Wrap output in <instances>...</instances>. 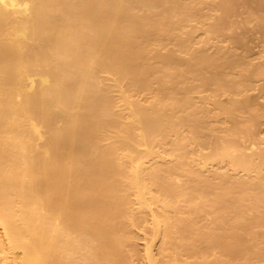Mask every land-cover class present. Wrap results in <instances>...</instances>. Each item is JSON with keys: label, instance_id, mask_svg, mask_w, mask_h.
Here are the masks:
<instances>
[{"label": "bare ground", "instance_id": "bare-ground-1", "mask_svg": "<svg viewBox=\"0 0 264 264\" xmlns=\"http://www.w3.org/2000/svg\"><path fill=\"white\" fill-rule=\"evenodd\" d=\"M202 2L0 0V264H131L127 218L140 220L132 195L142 207L155 201L162 208L153 214L166 264L264 261V209L258 221L246 222L252 215L244 207L246 201L264 207V176L219 173L216 185L165 176L187 169L189 139L208 142L207 111L191 94L210 88L240 94L252 76L264 74L259 65L239 75L238 63L249 62L181 37L187 21L208 17L206 8L221 11L212 31L230 24L237 0ZM169 38L177 48L155 51ZM151 89L152 100L135 97ZM215 104L236 124L229 137L212 141L209 157L231 158L247 171L263 165L264 156L256 162L233 152L237 135L252 134L237 125L235 112L249 101ZM111 132L117 140L106 143ZM159 144H170L174 162L153 167L146 178L145 159ZM152 185L157 194L144 195ZM181 196L194 207L180 206ZM192 211L212 225L197 229ZM185 251L198 258L184 260Z\"/></svg>", "mask_w": 264, "mask_h": 264}, {"label": "rangeland", "instance_id": "rangeland-1", "mask_svg": "<svg viewBox=\"0 0 264 264\" xmlns=\"http://www.w3.org/2000/svg\"><path fill=\"white\" fill-rule=\"evenodd\" d=\"M194 3L208 2L211 4L219 3L221 0H190ZM264 0H237L236 8L233 13L229 15L230 24L222 32H214L210 29V23L216 16L221 14L220 10L205 9L208 17L193 18L181 27L182 38H192L195 47L205 48L211 54H217L222 49L233 52V60H246L249 64L238 63L235 70L239 75L250 74V70L254 66H264V24L260 23L259 19L264 18V6L258 7L259 3ZM202 2V3H203ZM164 44H154L155 51L160 53H167L168 51L177 48V40L169 38ZM239 44V45H238ZM183 57L188 55L181 52ZM240 77V76H238ZM157 83H154V87ZM264 87V74L254 75L250 80L249 86L245 87L239 94H233L230 91H223L216 88L199 89L191 95L197 104L202 105V108L207 111L205 117L206 131L208 133V142L205 144L197 143L189 139L186 144L187 169H175L172 173L165 172L166 177L177 178L186 185L192 184L193 179H206L211 185H216L219 182L218 174L226 173L229 178L239 179L248 177L264 176V164L257 167L253 171H247L242 168L234 166L231 158L228 157H209L212 152L211 143L215 139H224L229 137L230 131L234 128L236 121L222 112L215 104V101L221 102L225 106H231L234 99L239 101H249L248 107H242L235 110L237 114V125L242 129H250L251 135H237L238 149L245 154L252 155L256 162H260L264 156V94L262 92ZM119 91L114 89V94L118 95ZM155 90H145L135 97L149 101L155 96ZM124 108V105H121ZM255 117V118H254ZM254 118V119H253ZM253 119V120H252ZM190 137L189 132L185 133ZM172 139L176 135H171ZM117 140V133L111 132L107 138L106 143H113ZM170 144H159L153 147V156L145 159L144 166L146 174L157 166L167 165L174 162L175 157L170 153ZM206 187V186H204ZM194 187L190 190L193 191ZM156 186L152 185L151 191L144 192V195L151 196L157 194ZM214 189L212 192H216ZM194 194V191L191 193ZM196 202L200 199L197 195L193 196ZM132 211L140 217V220L134 223L131 218H127L128 231L131 236V241L126 246V251L129 255L131 264H153L152 257L156 258L157 264H166L162 257L161 248L163 245V234L161 231V224L153 214V210L162 211L160 205L155 201L149 202L147 207H142L136 200V196H131ZM180 206L185 208H193L194 205L186 200L183 196L178 199ZM250 203V204H249ZM252 202L246 201L244 207L249 209L252 216H248L246 222H256L262 213L264 207L254 208L251 206ZM206 211L211 210L209 205H204ZM234 214V211L231 212ZM186 214V212H185ZM191 216L197 222V229L199 227H208L212 225L213 219L206 215H201L199 212H190ZM264 230V226L259 227ZM214 257L210 253L209 258ZM198 257L191 255L189 252L183 253V259L193 261ZM254 264H264V261H257Z\"/></svg>", "mask_w": 264, "mask_h": 264}]
</instances>
